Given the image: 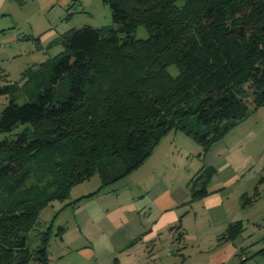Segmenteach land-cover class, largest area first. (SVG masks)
<instances>
[{
  "label": "trees",
  "instance_id": "obj_1",
  "mask_svg": "<svg viewBox=\"0 0 264 264\" xmlns=\"http://www.w3.org/2000/svg\"><path fill=\"white\" fill-rule=\"evenodd\" d=\"M107 4L114 27L62 35L60 55L27 81L35 98L0 114V132L19 129L0 141V264H49L51 224L36 248L30 237L72 187L98 175L97 193L124 179L171 130L205 152L264 106V0ZM211 176L194 177L193 198Z\"/></svg>",
  "mask_w": 264,
  "mask_h": 264
},
{
  "label": "crops",
  "instance_id": "obj_2",
  "mask_svg": "<svg viewBox=\"0 0 264 264\" xmlns=\"http://www.w3.org/2000/svg\"><path fill=\"white\" fill-rule=\"evenodd\" d=\"M18 1L0 0V62L16 66L22 54L10 15ZM49 35L37 45L52 41L62 51L61 35ZM203 171L212 176L195 199L192 180ZM262 221L264 106L205 152L169 131L127 177L57 214L47 254L49 264H264Z\"/></svg>",
  "mask_w": 264,
  "mask_h": 264
},
{
  "label": "rangeland",
  "instance_id": "obj_3",
  "mask_svg": "<svg viewBox=\"0 0 264 264\" xmlns=\"http://www.w3.org/2000/svg\"><path fill=\"white\" fill-rule=\"evenodd\" d=\"M17 3L19 5H16L15 11L11 13L10 21L17 25L21 44L16 42L14 49L22 56L17 59L19 66H16V61L12 59L0 62V114L10 101L19 105L32 101L35 92L30 90L27 81L35 77L40 68L48 70V64L54 62L63 51L56 50L50 43L52 41L45 42L40 48L37 39L42 34L49 35L54 32L57 36H62L73 29L84 27L104 31L114 27L107 0H19ZM32 33L36 35L34 40L28 39ZM134 35L137 39L145 40L149 37V32L145 27L139 26ZM168 72L172 77L178 74L174 65L168 68ZM18 132V128L8 133L0 132V141H11ZM98 184L100 178L94 175L72 187L64 201L55 200L46 206L39 216L38 226L32 231L30 248L38 246V233L44 226H49L60 211L69 208L70 201L91 192L92 187Z\"/></svg>",
  "mask_w": 264,
  "mask_h": 264
},
{
  "label": "built area",
  "instance_id": "obj_4",
  "mask_svg": "<svg viewBox=\"0 0 264 264\" xmlns=\"http://www.w3.org/2000/svg\"><path fill=\"white\" fill-rule=\"evenodd\" d=\"M261 226H264V221H262Z\"/></svg>",
  "mask_w": 264,
  "mask_h": 264
}]
</instances>
